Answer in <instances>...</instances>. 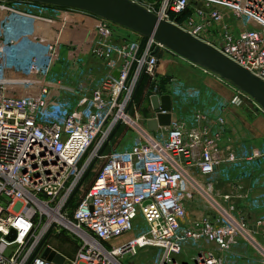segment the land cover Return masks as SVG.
Masks as SVG:
<instances>
[{
    "label": "built area",
    "instance_id": "built-area-1",
    "mask_svg": "<svg viewBox=\"0 0 264 264\" xmlns=\"http://www.w3.org/2000/svg\"><path fill=\"white\" fill-rule=\"evenodd\" d=\"M134 1L264 80V0ZM164 49L176 54L85 10L0 0V264H58L42 254L65 230L80 248L63 264H264V135L236 137L226 116L244 98L264 109L235 87L217 113L179 116L172 98L177 120L150 130Z\"/></svg>",
    "mask_w": 264,
    "mask_h": 264
},
{
    "label": "water",
    "instance_id": "water-1",
    "mask_svg": "<svg viewBox=\"0 0 264 264\" xmlns=\"http://www.w3.org/2000/svg\"><path fill=\"white\" fill-rule=\"evenodd\" d=\"M31 1L85 10L144 36L153 37L159 44L173 51L177 55L197 66L211 71L223 81L245 92L264 109V80L252 73L249 69L227 57L213 45L197 38L175 23L159 17L155 12L134 0ZM116 75H118V73H116ZM143 76L144 74L140 79L134 98L138 93ZM150 101L153 110L156 112V118L147 120V125L150 130H156L159 126L170 125L177 120L176 113L172 111L173 103L171 95H152ZM114 133L110 136L100 151V154L112 139ZM95 163L96 161L91 165L86 176ZM86 176L82 182L85 180ZM51 230L52 227L44 237L40 246L46 243ZM15 235L16 231L12 230L8 235V239L13 240ZM42 256L49 260H53L58 264H63L66 259L64 254L51 246L45 248Z\"/></svg>",
    "mask_w": 264,
    "mask_h": 264
},
{
    "label": "crops",
    "instance_id": "crops-1",
    "mask_svg": "<svg viewBox=\"0 0 264 264\" xmlns=\"http://www.w3.org/2000/svg\"><path fill=\"white\" fill-rule=\"evenodd\" d=\"M159 55L161 56V51ZM165 57L162 58L165 60L162 61L159 68V73L163 78V95H171L174 109L180 114L179 116L183 114L185 117H188L194 106L205 109L209 113H217L223 100L232 98L236 94V89L233 86L217 77H210L204 74L199 68L189 65H182L181 68L178 69L176 66L169 64L168 61L172 60L168 59L167 61V56L165 55ZM102 74L103 71H97L98 78L101 77ZM147 78L145 74L135 97V105L138 106V109L145 118L146 110L148 113L151 111L149 108V101L148 99L146 100ZM177 78L182 79L186 87H180L179 92L175 93L171 81ZM239 106L240 105H232L226 110V116L232 121V126L234 127L233 135L236 137L248 136L252 133L262 137L264 135V115L258 113L254 114L253 119H246L240 112ZM259 182V186L262 187V190L258 194V201H260L264 207V177H262ZM262 212L264 213V211ZM252 214V216H255V213ZM250 221L253 222L254 219L250 218ZM256 229L264 233V224L258 228L255 227L254 230ZM52 246L54 247V245ZM54 248L64 254V252L59 250L56 246Z\"/></svg>",
    "mask_w": 264,
    "mask_h": 264
},
{
    "label": "rangeland",
    "instance_id": "rangeland-1",
    "mask_svg": "<svg viewBox=\"0 0 264 264\" xmlns=\"http://www.w3.org/2000/svg\"><path fill=\"white\" fill-rule=\"evenodd\" d=\"M165 55L167 56V61H168V59L172 60V61H168L169 64H171L172 66H176L178 69L181 68L182 65H189V66H193V67L199 68L204 74H207L210 77H213V78L217 77L218 79L222 80L220 77H218L214 73L210 74V73L204 72L202 67L194 65L193 63H191L190 61L184 59L183 57H181L179 55L173 54L170 51L165 50V49L161 50V59L163 57H165ZM163 60H165V59H162V61ZM162 61H161V64H162ZM181 63H184V64H181ZM156 75H158L157 79H159V82H160L159 88L163 89V86H162L163 78L160 75L159 71H158V73ZM147 77H148L147 78V82L148 83L146 84V100H147V95L150 92L155 90L154 82H156V78L154 80L149 75H147ZM177 79H179V78H177ZM225 83H227V82H225ZM227 84H229V83H227ZM229 85H231V84H229ZM239 109H240V112L242 113L243 117H245L246 119H253L254 118V114H258V113H261V114L264 115V112L257 105H255L250 99H246V98H244V102H242V104H240ZM122 129H123V127L121 126L118 129V131L115 133V136H114L115 139L117 138L118 135L121 134ZM102 164H103V158L99 159L96 162L94 168L92 169V171L87 176L86 180L83 183V191H82V193H85V191L88 189V187L92 183L97 171L99 170V168L101 167ZM79 194H80V191L78 192L77 196L71 202L72 206H75V201H76L77 197L79 196ZM139 225H140V228L144 226L142 221L140 222ZM134 235H135V232H131L129 234H126L124 237H120L119 239H116L115 241H113V243L114 244H118V243L124 242L128 238H130V237H132ZM75 239H76V237H75ZM75 239H73V234L71 232L65 230L63 236H55V235L51 236L48 239L47 244H50L51 246L54 245V247L56 246L57 248H59V250L64 252V254H66L70 259H73L75 257V255H76V253L78 252L79 248H80V245H79V241L80 240H75ZM185 256H187V255L185 254ZM124 263L128 264V257H126L124 259Z\"/></svg>",
    "mask_w": 264,
    "mask_h": 264
}]
</instances>
